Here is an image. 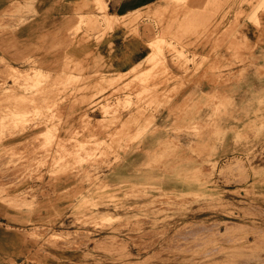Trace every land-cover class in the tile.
Here are the masks:
<instances>
[{
    "label": "rangeland",
    "instance_id": "374dc122",
    "mask_svg": "<svg viewBox=\"0 0 264 264\" xmlns=\"http://www.w3.org/2000/svg\"><path fill=\"white\" fill-rule=\"evenodd\" d=\"M217 1L200 0L188 11L186 0H166L160 10L138 14L147 26L172 35L147 42L148 61L110 79L97 74L93 85L70 73V46L65 80L34 69L8 84L0 74V117L19 130L31 128L10 143L15 146L0 149V203L14 205L11 213L0 212V235L15 250L11 257L3 250L0 263L264 264V52H253L264 32L250 42L241 30L246 22L261 25L264 0ZM96 6L97 20L81 16L68 40L84 29H110L116 20L106 21L105 0ZM164 60L178 75L160 68ZM191 80H215L213 96L171 106L184 89L196 91ZM163 109L174 117L171 130L189 145L166 140L147 166L186 160L188 151L193 168L176 186L153 177L110 185L109 170L156 130ZM203 109L209 112L199 122ZM208 126L213 131L205 133ZM226 132L241 155L220 160L202 139Z\"/></svg>",
    "mask_w": 264,
    "mask_h": 264
},
{
    "label": "crops",
    "instance_id": "0c3cea01",
    "mask_svg": "<svg viewBox=\"0 0 264 264\" xmlns=\"http://www.w3.org/2000/svg\"><path fill=\"white\" fill-rule=\"evenodd\" d=\"M240 1L234 0V4H239ZM199 2L200 0H186L187 10L189 11L190 8L193 10L194 5ZM105 3L108 16L106 21L116 20L112 22L110 29L105 33L98 34L97 29L91 32L84 29L76 34L71 41L68 40L70 37L68 32L81 16L91 22L97 20L96 0H0V74L9 79L8 84H12L18 82V72L27 75L34 69L39 70L42 74H52V77H58L59 80L69 78L67 75L71 73L73 76L83 79V83L86 85H93L99 78L97 74H102L105 78L110 79V76L127 73L140 65L144 59L148 61L149 56L147 55L150 50L147 42H151V38L172 35L171 29L147 26L144 15L137 17L140 13L145 14L147 9L160 10L166 4V0H105ZM221 3V0L216 2L219 6ZM191 16L193 22V11ZM259 17L262 22L260 26L246 22L241 28L242 35L250 42L258 40L259 33L262 30L264 32V14L259 13ZM5 23L11 27L6 30L2 29L1 25ZM186 35L193 36V29L187 28ZM66 46H70L69 56H72V65L68 68L73 69V73L66 71ZM253 52H264V42L261 41L259 45H256ZM218 65L220 64L218 63ZM142 66L140 67L142 68ZM189 67L191 66L189 65ZM160 68L169 69L174 75H178L177 68L170 60L161 62ZM235 68L238 69L236 66ZM10 72L16 75L9 77ZM189 84L193 86L197 84L196 91L195 87L184 89L173 98L171 106L181 102L199 101V95L213 96L212 91L215 90L216 81L201 80L195 83L191 80ZM236 94L238 95H235L234 101L239 105L243 92L239 90ZM1 98H9V94L3 93ZM24 106L25 104H23ZM239 111L237 109L234 115L241 117ZM208 112L209 110L203 109L196 120L204 122L205 114ZM12 113L10 112V114ZM168 113L169 109L161 110L156 116V130L146 134L145 139L132 146L127 153L122 154L121 162L109 170L110 185L119 182L139 184L153 177L159 178L165 186H168L175 185L185 175H188V171L193 168L194 160L193 155L188 151L185 154L186 160L183 157H171L162 163L163 166L169 167L170 171L165 170L162 165L154 168L147 166L149 160L162 149L163 142L166 140L177 141L179 139L183 147L189 145V139L186 136L171 130L174 117L169 116ZM5 118L0 117V149L15 146L10 143L19 141L20 134L31 129L28 126L24 130H19L17 126L9 124L7 119L9 117ZM217 125L226 127V123L223 121L221 123L219 121ZM40 131L43 130H31L30 132L38 133ZM212 131L213 129L208 126L205 133ZM202 140L213 144L220 160L237 158L241 155V151H238L241 147L235 142L231 133L226 132L218 139L205 136ZM72 175L75 176V174ZM12 207H14L12 204L0 203V212L11 213ZM9 239L11 240L12 237L9 236ZM3 250L8 251L10 257L12 253H15L12 245H3L0 235V256ZM0 264H7V262Z\"/></svg>",
    "mask_w": 264,
    "mask_h": 264
},
{
    "label": "bare ground",
    "instance_id": "6f19581e",
    "mask_svg": "<svg viewBox=\"0 0 264 264\" xmlns=\"http://www.w3.org/2000/svg\"><path fill=\"white\" fill-rule=\"evenodd\" d=\"M246 14V13H245Z\"/></svg>",
    "mask_w": 264,
    "mask_h": 264
}]
</instances>
